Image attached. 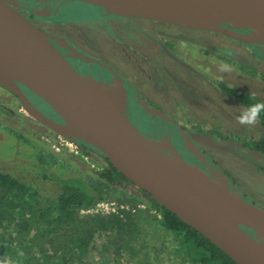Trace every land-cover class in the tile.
<instances>
[{
  "label": "rangeland",
  "instance_id": "1",
  "mask_svg": "<svg viewBox=\"0 0 264 264\" xmlns=\"http://www.w3.org/2000/svg\"><path fill=\"white\" fill-rule=\"evenodd\" d=\"M49 12L50 16L60 13V18L66 21L99 18L103 16L102 13L111 15L100 8L75 2L62 3L55 12ZM50 16L48 14L43 18ZM114 23H117L122 32L138 35L140 38H147L143 32L150 33L153 28L157 30L156 27L160 32L164 31L163 28L179 30V34L173 32L166 41V45L163 44L156 52L155 55L157 56L158 53L159 55L154 57L157 58L156 62L161 69L157 67V70L150 74L152 82L129 85H134L142 93L148 91L149 95L155 97L163 107L160 110L174 116L175 121L191 133L203 152L227 173L232 183L231 192L248 199L247 201L251 200L250 203L264 211V170H262L264 156L238 145V142L261 137L262 128L259 122L254 126L240 125L236 118L245 107L218 89L219 85H224L264 103V51L258 49L254 52L248 45L239 44L235 40L214 33H198L200 31L192 32L182 29L183 33H180V29L176 27L157 22L119 19ZM70 28L67 26V29ZM101 28L102 26L99 25V30ZM256 33L250 30L251 35L256 36ZM86 34L90 37L88 31ZM108 42V37L104 38L99 48L100 52L104 51L102 47L107 51L113 49L108 46ZM164 56L166 59L163 58ZM221 63L228 64L232 71L220 72L218 69ZM146 87L147 90H145ZM2 89H0L1 172L8 173L37 189L45 201H53L59 194L61 182L74 179L85 182L88 176H95L105 168L106 162L101 153L92 149H83L78 141L65 139L52 133L29 117L18 101ZM30 94L28 96H31L32 104L43 115L55 122H60V120H54L51 113H47L44 109L47 107L41 101L39 103L35 95ZM144 96L147 97L148 94L144 93ZM136 116V123L145 131L142 123H146V118ZM171 125L175 127V123L172 122ZM160 129L157 133L159 132L160 138H164L163 143L166 146L151 142L160 152H172L171 156H168L177 159L180 156L171 149L172 144L180 143L176 131L168 125H163ZM218 134L227 139L218 138ZM189 143L193 145L191 139L186 138L187 148L190 146ZM191 150L197 154L193 148ZM200 160L207 167V173L210 170L215 175L212 181L218 180L220 176L207 166L203 159ZM118 188L128 197L138 198L139 203L122 206L115 201L102 200L90 208L80 210L79 216H109L130 206L137 205L139 209H146L149 206V198L131 184H121ZM151 213L160 218L154 210ZM104 239V236L96 237L94 248H92L94 253ZM93 257L94 262H98L97 254ZM149 258L155 264H174L167 258L155 262V255ZM140 259L142 260L140 256L132 257L126 253L123 259L118 261L115 259L116 263L112 258L103 261L102 264H137L141 261Z\"/></svg>",
  "mask_w": 264,
  "mask_h": 264
},
{
  "label": "water",
  "instance_id": "2",
  "mask_svg": "<svg viewBox=\"0 0 264 264\" xmlns=\"http://www.w3.org/2000/svg\"><path fill=\"white\" fill-rule=\"evenodd\" d=\"M19 1L22 0H0V55L8 60L15 74V80H11L0 71V87L18 99L29 117L52 133L82 142L108 158L130 184L203 236L232 262L264 264V211L231 190L223 191L177 179L164 169L154 168L143 161L138 153L139 143H154L136 128L126 110L117 109L95 96L89 83L105 87L111 84L98 83L75 72L47 40V34L15 9ZM23 1L82 3L120 18L154 21L182 29L216 33L243 43L264 45V42L253 40L249 35L196 22L191 17L195 7L215 5L264 20V0H165L159 12L126 0ZM35 13L41 15L40 12ZM80 57L86 64L92 63L113 73L95 59ZM114 78L113 82H119L123 88L127 103L123 84L115 74ZM19 85L44 101L60 122L43 115ZM141 106L149 115L169 121L164 115L143 104ZM189 144V151L192 152L193 148L199 155L192 153L203 159L200 152ZM177 159L182 160L180 157ZM241 227L252 231L253 235Z\"/></svg>",
  "mask_w": 264,
  "mask_h": 264
},
{
  "label": "trees",
  "instance_id": "3",
  "mask_svg": "<svg viewBox=\"0 0 264 264\" xmlns=\"http://www.w3.org/2000/svg\"><path fill=\"white\" fill-rule=\"evenodd\" d=\"M218 89L245 108L261 103L247 94L224 85H219ZM35 99L47 107L44 109L53 115L54 120H59L56 113L44 101L36 96ZM141 108L143 109L142 106ZM141 115L149 116L144 109ZM169 122L172 123L170 120L165 121L161 118L156 120L146 118V123H142L147 135L145 138L153 142L158 141L160 136L157 131L161 130L163 125L171 126L175 129L180 142L174 144L176 151L186 164L202 171L206 169L200 159L185 146L186 138H190L206 163L232 186L227 173L206 156L193 141V137H190L189 131L177 122L175 127ZM258 122L263 131L261 137L238 142V145L264 156V111L260 113ZM218 138L227 139L221 134H218ZM79 144L83 149L98 152L82 142ZM103 157L106 162L104 169L95 176H88L85 182L79 179L61 182L59 194L53 201H45L37 189L0 171V262L4 264H102L103 261L112 258L116 263L115 259L121 260L127 253L132 257L142 258L137 264H155L149 258H153V255L156 257L155 262L167 258L174 264H235L203 236L183 224L140 190L150 200L146 209H139L137 205H134L109 216L80 217V210L90 208L102 200L115 201L122 206L139 203L138 198L132 196L130 198L118 188L121 184L130 183L108 158ZM206 174L210 175L207 170ZM152 210L160 218L152 214ZM241 228L251 236L253 235L252 231ZM98 236H104L105 239L94 253L92 248ZM94 254H97L98 262H94Z\"/></svg>",
  "mask_w": 264,
  "mask_h": 264
},
{
  "label": "flooded vegetation",
  "instance_id": "4",
  "mask_svg": "<svg viewBox=\"0 0 264 264\" xmlns=\"http://www.w3.org/2000/svg\"><path fill=\"white\" fill-rule=\"evenodd\" d=\"M62 3H66V2H62V1L60 2L30 1L29 2V1L22 0L17 3V6H15V9L21 15H23L30 23H32L36 28H38L43 33L47 34V40L61 54V56L69 63V65L74 69V71L77 72L82 77L93 79L94 81L98 83H102V84H112L113 81L115 80L114 78V74H115L118 77L119 81L123 84L127 92V104H128L127 115L129 119L131 120V122L143 134L144 137H147V135L144 132V130L141 128V126L139 127V125L136 123L135 116L136 115H137L136 117L142 116V117L149 118L151 120H156L158 118L160 119V117L151 116V114L149 116L141 115V112L143 110L141 108V104L145 105L147 108L151 110H154L164 115L171 122H174L175 124H177L174 116L166 112H162L160 110V109H163L162 105L160 104V102H158L155 99V97L149 95L148 91H146L147 93L144 91L145 94H148V96L145 97L144 93H142L138 88L134 87V85L130 86L129 84H150L152 82L150 74L155 72L157 70V67L161 69V66L156 62L157 61L156 57L159 55L158 53L156 56L155 55L156 52L161 48L163 44L166 45V41H168L170 35H172L173 32H175V34H179V30L176 31V30H170L167 28H163L164 31L160 32L158 30V27H156L157 30H155L152 26H150L153 28V30L150 33L149 31L143 32V34H145L147 38H140L138 35L127 34L124 31L122 32L121 30H119L120 27H118L117 23H114V21L118 22L119 19H126V18H120V17L111 16V15L102 13L103 16L99 18H88V19H84L81 21H76V20L66 21L65 19H62L60 18V16H57V15L50 16L49 11L55 12V9L59 7V5H61ZM67 3H74V2H67ZM29 5L31 6L29 7ZM37 11H45V12H43L44 15L41 16L35 13ZM48 14L50 17L45 18L46 16H48ZM43 16L45 17L43 18ZM104 16H107V17H104ZM130 20H137V19H130ZM144 21H148V20H144ZM151 22H154V21H151ZM99 25L102 26L101 30H99ZM67 26H70L71 28L67 29ZM167 26H170V25H167ZM172 27H175V26H172ZM176 28L180 29V33H183V31H181L182 28H179V27H176ZM227 28L233 30V28L231 27H227ZM72 30H74V33H72ZM182 30H189V29H182ZM86 31H88V34L90 35V37L87 36ZM191 31L194 32L196 30H191ZM233 31L237 33H242L245 35H248V34L242 31H246L250 33V30H240V31L233 30ZM98 32L100 33L98 34ZM198 33H204V32L200 31ZM207 33H210V32H207ZM69 34L71 35L70 37H69ZM107 37L109 41L108 46L113 48L111 49V51L108 50L110 54L107 53L108 51L104 49L103 47L102 49L107 52L105 53L104 51L102 52L99 51V48H101L102 46V41H104V38H107ZM222 37L227 38L225 36H222ZM227 39H230V38H227ZM153 42H155L154 45L152 44ZM237 43L242 44V45H248V47L254 50V52H257L258 49L261 51L262 50L264 51V45L260 43H247L246 44V43L239 42V41H237ZM141 44H143V47H141ZM121 49L124 50V52ZM80 56H84V57L99 61L100 63H102L109 69H111L113 73L105 69H102L95 64H92V63L86 64L85 62L81 60ZM163 58L166 59V56H164ZM19 87L22 90V92L25 94V96H27L29 101L31 102L32 100L31 96H28L31 94L21 85H19ZM145 90H147V87L145 88ZM4 91L8 92L5 89ZM13 97L18 101V99L15 96ZM169 127L171 128V126ZM189 135L190 137H192L190 132H189ZM161 139H164V138H160L158 141H154V142L163 144L166 146V144L163 143V140ZM192 139L195 142V139L194 138ZM171 147L170 148L178 154V152L176 151L175 145L172 144ZM164 152H163L164 155L171 156L170 153L172 152H169V151H164ZM206 156L208 155L206 154ZM203 160L206 163V160L204 158ZM171 161L181 166H184V167H190L187 164H185L182 160L175 161L172 159ZM180 163H183L187 166L180 164ZM207 166L209 165L207 164ZM209 167L212 168L218 176H220L219 173L213 167L211 166ZM193 169H198V171H201L207 176L206 174L207 167L203 171L197 167H194ZM209 172L208 174L210 175L213 174L210 170ZM210 175H208L207 177H210L211 179L213 177L212 180H214L215 175L213 174L212 177Z\"/></svg>",
  "mask_w": 264,
  "mask_h": 264
},
{
  "label": "bare ground",
  "instance_id": "5",
  "mask_svg": "<svg viewBox=\"0 0 264 264\" xmlns=\"http://www.w3.org/2000/svg\"><path fill=\"white\" fill-rule=\"evenodd\" d=\"M126 1L133 5L144 6L154 12H159L165 3V0ZM191 17L193 21L204 24L224 28L231 27L237 30H252L257 32V37L251 35L250 33L247 34L252 37L253 40L264 42V20L261 18L252 17L244 13L232 11L225 7H219L215 5L197 6L193 9ZM0 71L7 75L11 80H15V74L12 71L8 60L1 57V55ZM89 84L91 86V91L95 96L105 100L117 109L126 110V113L128 112L125 92L119 82H113L110 87H105L95 83L92 84V82ZM138 153L143 161H145L147 164L157 169H164L177 179H181L190 183L196 182L202 186L215 187L223 191L230 190V186L221 175L218 180L210 181L208 180L209 178H207V176L201 171H198V169H191L174 163L166 155L160 152L155 145H150L146 142H140L138 145ZM193 153L195 154V152Z\"/></svg>",
  "mask_w": 264,
  "mask_h": 264
},
{
  "label": "clouds",
  "instance_id": "6",
  "mask_svg": "<svg viewBox=\"0 0 264 264\" xmlns=\"http://www.w3.org/2000/svg\"><path fill=\"white\" fill-rule=\"evenodd\" d=\"M220 72H231L232 68L226 64L221 63L218 69ZM264 111V103H256L241 110V114L236 118L240 125L254 126L259 119L260 113ZM4 264V262H0Z\"/></svg>",
  "mask_w": 264,
  "mask_h": 264
},
{
  "label": "built area",
  "instance_id": "7",
  "mask_svg": "<svg viewBox=\"0 0 264 264\" xmlns=\"http://www.w3.org/2000/svg\"><path fill=\"white\" fill-rule=\"evenodd\" d=\"M37 12H40V13H43V12H45V11H37ZM70 141H68V143H69ZM76 148V147H75Z\"/></svg>",
  "mask_w": 264,
  "mask_h": 264
}]
</instances>
